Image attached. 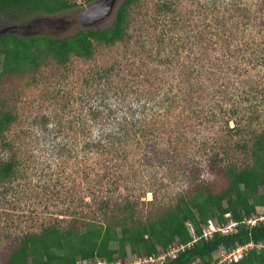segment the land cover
Segmentation results:
<instances>
[{"label": "trees", "instance_id": "trees-1", "mask_svg": "<svg viewBox=\"0 0 264 264\" xmlns=\"http://www.w3.org/2000/svg\"><path fill=\"white\" fill-rule=\"evenodd\" d=\"M141 1L122 2L117 10L115 22L109 28L83 29L72 36L59 39L39 35L22 36L16 33L0 35V186L10 184L19 173L18 142L12 133L17 125H21L17 103L22 100V95L44 83H49L52 79L70 76L78 63H97L101 54L113 53L119 45H129L132 40L130 35L132 15ZM256 3L264 12V0H256ZM250 4L249 0L227 2L224 7L222 6V15L213 18L218 20L217 23L221 20L224 22L219 24L221 27L214 28L211 23L193 36L199 38L198 48L203 45L201 43L203 41L207 42L208 49L212 50L215 44L222 43L218 41V37H212L222 34L228 22L232 24L237 18V29L235 30L234 23L231 26L234 36L230 37L231 32L228 38L223 37L222 47L226 48V51L221 58L216 57L215 61L210 57L211 66L204 63L207 51H202L196 56L198 49H194V43L187 46L190 52L186 56V62L180 47L170 52L172 57L162 59V63L169 64L167 70L169 74L184 80L182 83L178 82L179 85L176 87H171L169 93L176 92L175 96L165 93L161 98L156 105L158 111L155 112V119L158 120L159 117L163 125L169 124L171 123L169 114L173 115L174 110H181L188 111L192 122L205 124L222 121L225 125L223 131L226 133V140L230 139L228 144L225 141L220 147L219 136L220 140L214 143V147L216 150L221 149L208 152L210 145L201 141L202 143L198 144L199 151L203 152L201 155L203 160L199 161L197 154L194 153V157L188 154L185 145L187 138L183 142H174L171 137H166L168 145L167 149H163V156H166L163 163L167 168L163 178L170 179V184H175L179 180L182 183L173 194L167 193V197L171 198L168 205L144 216L139 211V200L145 198L149 192L155 201L158 200L161 194L156 190H142L138 199L128 195L120 201H113V197L109 195L110 198L107 196L98 204L96 213L102 215L101 220L84 221L86 217L81 216H75L71 220L56 219L48 225H43L39 232H30L18 239H8L6 246L0 250V264H133L134 261L150 258L156 261L147 264H264V219H261L264 216L259 214V209H264V127L261 129L255 124L260 117L256 114L254 106V100L259 98L261 89L249 86L251 71L257 66L264 65V38L263 42H260L262 48L257 47V50L253 48L255 45H251L241 36L253 28L263 32L264 15L255 18ZM76 7L78 4L75 0H0V15L13 22L21 20L25 13L56 17ZM175 10L176 4L171 2H162L158 5L159 13ZM232 37H237V48L233 47ZM259 51L263 52L262 57H250ZM154 54L153 52L149 58L152 61L155 58ZM145 55L137 48L136 56L145 58ZM248 57L250 58L247 59ZM139 61H136L135 57L133 59L129 57L124 69L122 61L117 58L109 66L102 68L99 66L95 78L109 79L115 75L114 73L128 76L129 71L132 73L149 67L148 63H152L147 59ZM223 67L229 69L231 75L237 76L236 89L237 78L239 80L238 88L242 90L241 92L238 90L240 92L238 99L237 91H231L230 83L220 82L211 94L200 89L199 79L204 74L211 77L217 74L220 79ZM150 70L148 68L149 72H143L148 78L147 81L139 77L138 85H135L136 83H132L128 77L124 87L116 90H112V85L102 84L104 88L99 90L98 86L94 97H100L105 101L108 97H114L125 104L126 101H122L121 98L133 92L134 87L131 84L144 89L166 82L164 78H160L158 69L152 72ZM162 88L161 86L157 89L160 92ZM92 90L93 88L90 89ZM48 95L52 99L56 98L53 92L47 91L46 96ZM211 96L214 100L215 97L219 99L214 101L218 111L214 108V102L209 100ZM62 98L66 108L72 99L66 96ZM241 102H249L250 105L248 108L240 107ZM128 107L133 110L131 105ZM242 110L249 113L247 122L243 121L245 124L238 119ZM89 115L95 121L103 118L98 107L91 110ZM135 115L136 113L133 117ZM182 116L176 115L175 119L178 120ZM224 119L226 121H223ZM49 121L50 118L47 116L41 120L35 119V122L45 125ZM130 122L133 130L137 128V131L133 132L128 126H124L128 125L127 122L120 123L121 131L106 130L100 133L82 131L88 139V144H91L90 147L86 142L85 148H91L99 159L102 158L107 178L111 176L107 191H111L113 195L130 180L128 175H125L127 172L124 161L119 162L126 154L125 145L132 140L141 141L137 137L145 139L147 136V130L141 128L145 127V121L140 125ZM178 127L176 123L174 128ZM175 130L179 132L178 129H174L173 132ZM111 162L114 164L111 165ZM154 176L151 181H155ZM162 196L166 198V195ZM211 224L216 231L205 237V231ZM229 226L232 227L228 229ZM224 229L228 231L225 232ZM244 247L247 249L238 261L229 262L217 258V254L227 255ZM173 250L176 251L175 256L169 255ZM162 256L166 258L161 262L157 261Z\"/></svg>", "mask_w": 264, "mask_h": 264}, {"label": "rangeland", "instance_id": "rangeland-1", "mask_svg": "<svg viewBox=\"0 0 264 264\" xmlns=\"http://www.w3.org/2000/svg\"><path fill=\"white\" fill-rule=\"evenodd\" d=\"M75 1H77L78 7L56 17H48L50 20L39 13H25L21 20L13 22L8 21L6 16L0 15V31L4 29L7 32L15 30L27 36L42 34L54 38L72 36L80 30L87 29L81 24L80 15L98 0L93 2L89 0ZM118 1L124 2L125 0ZM229 1L232 0H142L134 9L136 11L132 10L135 14L132 15L133 20L130 27L132 40L129 45H119L113 50V53L101 54L97 63H78L74 73L70 76L52 79L49 83H44L22 95V100L17 103L21 125H17L12 133L13 137L17 138L16 142H18L19 173L17 178L10 184L4 187L0 186V250L6 246L8 239H18L27 233L39 232L43 225H48L56 219L71 220L75 216H81L86 217L84 221L101 220L102 215L96 213L97 208H99L98 204L109 195L113 197V201H120L128 195L138 199L142 190H156L158 194H161L158 200H154L151 192L145 198L139 200V211L144 216L155 213L161 207L168 205L171 198L167 197V193L171 192L173 194L175 190L181 187L182 183L179 180L175 184H170V179L165 178L166 180H164L163 178L167 168V165L163 163L166 159V156H163V149H167L168 145L166 137H171L174 142H183L187 138L185 145L188 154L192 157L197 154L199 161L203 160V156H201L203 152L199 151L200 146L198 144L202 143L201 141L210 145L208 152L221 149L216 150V147H214V143L220 140L219 136H221L220 147L225 141L228 144L230 139L226 140V133L223 131L225 125L222 124V121L220 123L207 122L205 124L198 121L192 122L189 119L188 111L174 110L173 115L169 114L171 123L163 125L159 117H157L158 120L155 119V112L158 111L156 105L165 96L164 94L168 93L175 96L176 92L169 93L171 87H176V85H179L178 82L182 83V80H184L169 74L167 72L169 64L162 63L163 58H170L171 51H175L180 47L186 62V56L190 52L187 46L194 43V49H198L196 56H199L202 51H207L204 59L206 66H211L212 62L209 63L210 57L212 61H215L216 57L221 58L223 56L226 48L222 47V43H224V38H228L231 32L230 37L234 36V30L231 26L234 23L235 30L237 29V18L234 19L235 22L232 24L229 21L227 27L224 24L226 28H224L222 34L212 37H218V41H222V43L215 44L212 50H209L207 42L203 41L201 42L203 45L198 48L197 41L199 38H193V36L195 33L199 34L205 25L211 23H213L214 28H220L221 25L219 24L224 22L221 20L217 23L218 20L213 18L222 15L223 7ZM249 1L251 3L249 7L255 18L264 15L263 9L259 7L256 0ZM162 2L176 4V10L174 12L159 13L158 5ZM114 22L115 14L113 13L109 18L90 29L109 28ZM62 27V31L58 33L57 29ZM255 29L248 30L241 36L249 41L251 45H255L254 49H257V47L261 49L260 42L264 38V31L258 32ZM232 41L233 47L237 48V37H232ZM185 47L187 48L185 49ZM137 48H140L146 54L145 58L136 56ZM199 49L201 50L199 51ZM250 50L252 51V48ZM152 51L155 53L153 61L149 59L153 55ZM259 56L262 57L263 52L259 51L250 57ZM129 57H132V59L135 57L136 61L147 59L152 63H148L149 67L132 71V73L129 71L128 76H119V74L114 73L115 75L109 77V79L95 78V74L100 67L109 66L117 58L122 61L125 69L124 64L127 63ZM138 63L141 64V61ZM220 64L223 65V63ZM148 68L151 69L150 72L158 69L160 78H164L166 82L144 89L131 84L134 87L133 92L121 98L122 101H126L125 104L120 103L114 97H108L107 101L100 97H94L98 86L99 90L104 88L102 84L112 85V90H116L124 87L123 85L126 84L124 82L128 80V77L132 83H136L135 85H138L137 82L140 78L147 81L148 78L143 75V72H147ZM209 71L211 70L209 69ZM220 73V79L217 74L212 75V77L209 74L204 76V74L199 79L200 89H204L207 94H211L214 87H217L216 85H219L220 82L230 83V89L233 92L237 91L238 99L242 89L239 90L238 88V86L240 87L238 78L236 89L237 76L231 75L230 70L224 67ZM250 77L249 86H256L261 89L259 98L254 100V106H256V114L260 117L258 121H255V124L258 128L263 129L264 126H260V124L264 125V65L255 67L251 71ZM161 86L163 88L159 92L158 89ZM91 88H93L92 91H90ZM47 91L53 92L56 98L52 99L49 95L46 96ZM62 96L72 99L66 108ZM209 100L213 103L219 99L215 97L214 100V97L211 96ZM129 105L133 107V110L128 107ZM226 105L230 106V104ZM249 105V102H241L240 107L248 108ZM95 107L102 111L101 117L103 118L98 121L93 120L92 116L89 115ZM214 108L218 111L216 102H214ZM160 109L162 110V108ZM135 113L136 115L133 117ZM176 115L183 116L176 120ZM44 116L50 118L48 124L35 122V119L41 120ZM247 117H249L248 111L245 110L244 113V110H242L238 119L245 124L243 121L247 122ZM136 120H140L142 123L146 122L145 127L141 128L147 130V136L145 139L137 137L141 141L132 140L125 145L126 154L120 158L122 160H119V162L124 161L126 172L129 173H125V175H128L130 180L126 186L120 187L113 195L111 191H107L111 176L107 178L102 158L99 159V156L91 148H85L86 142L90 147L91 144H88V139L82 131L86 133H100L106 130L111 132L121 131L120 123L127 122L128 125L124 126H128L130 130L135 132L137 128L133 130L130 121L140 125L141 122L137 123ZM175 122L178 123V128H174ZM231 126H233L232 123ZM173 128L178 129L180 134L176 130V132H173ZM194 150L198 152H194ZM4 157H6V154ZM113 164L114 162H111V165ZM153 175H155V181H151ZM205 175L207 177L206 173ZM127 186L128 188H126ZM162 195H166V198ZM259 214L264 216L263 208L259 209ZM212 227L213 224L209 226L210 229ZM217 258L222 259L218 254Z\"/></svg>", "mask_w": 264, "mask_h": 264}, {"label": "water", "instance_id": "water-1", "mask_svg": "<svg viewBox=\"0 0 264 264\" xmlns=\"http://www.w3.org/2000/svg\"><path fill=\"white\" fill-rule=\"evenodd\" d=\"M122 2L118 0H98L92 6L86 8L80 15L81 24L87 29L115 14ZM48 20H50L48 18ZM62 21V20H61Z\"/></svg>", "mask_w": 264, "mask_h": 264}, {"label": "built area", "instance_id": "built-area-1", "mask_svg": "<svg viewBox=\"0 0 264 264\" xmlns=\"http://www.w3.org/2000/svg\"><path fill=\"white\" fill-rule=\"evenodd\" d=\"M232 226H229L228 229H230ZM228 229H224L225 232H227ZM214 230H215L214 227H212V229L206 230L204 236L205 237L210 236L212 234V231H214ZM246 249H247V247L239 248L238 250H236V251H234V252H232L230 254H227V255L226 254H220L219 256L222 258V261H229V262L238 261L243 256V252ZM175 252L176 251L173 250L171 253H169V255L175 256ZM165 258H166V256H162L157 261L161 262ZM153 261H156V260H154L153 258H150V259L138 260V261L135 262V264H147V263L153 262Z\"/></svg>", "mask_w": 264, "mask_h": 264}, {"label": "flooded vegetation", "instance_id": "flooded-vegetation-1", "mask_svg": "<svg viewBox=\"0 0 264 264\" xmlns=\"http://www.w3.org/2000/svg\"><path fill=\"white\" fill-rule=\"evenodd\" d=\"M47 17V16H46ZM48 18V17H47ZM69 25V24H68ZM67 25V26H68ZM65 28H67V27H65ZM62 29H63V27L62 28H60V29H57V32L59 33V31H62ZM5 33H16V34H19V35H22V36H27V35H23V34H21L20 32H18V31H15V30H10L9 32H7V30H1L0 31V34H5ZM29 36H35V35H29ZM39 36H45V35H39ZM47 36H49V35H47ZM50 37H52V36H50ZM59 39V38H58Z\"/></svg>", "mask_w": 264, "mask_h": 264}, {"label": "clouds", "instance_id": "clouds-1", "mask_svg": "<svg viewBox=\"0 0 264 264\" xmlns=\"http://www.w3.org/2000/svg\"><path fill=\"white\" fill-rule=\"evenodd\" d=\"M213 227H214V225H213ZM215 228V227H214ZM228 228V227H227ZM210 228H208V229H206V230H209ZM214 231H216V228H215V230ZM214 231H212V232H214Z\"/></svg>", "mask_w": 264, "mask_h": 264}]
</instances>
